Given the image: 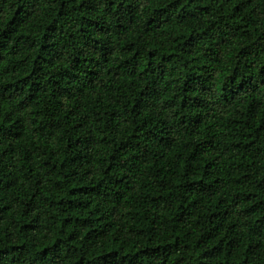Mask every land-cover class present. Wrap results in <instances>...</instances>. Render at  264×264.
Here are the masks:
<instances>
[{
  "label": "trees",
  "instance_id": "trees-1",
  "mask_svg": "<svg viewBox=\"0 0 264 264\" xmlns=\"http://www.w3.org/2000/svg\"><path fill=\"white\" fill-rule=\"evenodd\" d=\"M0 264H264V0H0Z\"/></svg>",
  "mask_w": 264,
  "mask_h": 264
}]
</instances>
